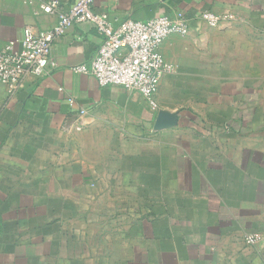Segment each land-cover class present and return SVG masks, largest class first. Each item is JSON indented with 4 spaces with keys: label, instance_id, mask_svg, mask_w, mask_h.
Masks as SVG:
<instances>
[{
    "label": "crops",
    "instance_id": "1",
    "mask_svg": "<svg viewBox=\"0 0 264 264\" xmlns=\"http://www.w3.org/2000/svg\"><path fill=\"white\" fill-rule=\"evenodd\" d=\"M77 1L0 0V47ZM95 10L114 26L183 14L189 32L161 47L155 111L74 72L102 44L89 24L55 41L44 76L14 95L0 83V264H264V0Z\"/></svg>",
    "mask_w": 264,
    "mask_h": 264
},
{
    "label": "built area",
    "instance_id": "2",
    "mask_svg": "<svg viewBox=\"0 0 264 264\" xmlns=\"http://www.w3.org/2000/svg\"><path fill=\"white\" fill-rule=\"evenodd\" d=\"M96 0H78L68 11L56 3L43 7L47 14H56L57 24L46 31L25 29L20 41L0 47V83L10 95L23 87L26 76L39 78L47 74L53 44L75 25L89 24L101 37L102 44L92 62L74 68V72L96 79L100 87L115 86L139 93L152 108L158 109L156 97L168 66L161 54L165 40L172 35H187L188 21L183 14L161 16L142 22L126 20L114 26L108 15L95 10ZM199 19L211 28L218 27L224 16L203 12ZM246 242L255 246L258 237Z\"/></svg>",
    "mask_w": 264,
    "mask_h": 264
},
{
    "label": "rangeland",
    "instance_id": "3",
    "mask_svg": "<svg viewBox=\"0 0 264 264\" xmlns=\"http://www.w3.org/2000/svg\"><path fill=\"white\" fill-rule=\"evenodd\" d=\"M140 219L139 218H136V219H134V221H133V224H138ZM118 221V220H117ZM119 221L120 222H122V223H124V219L122 218V217H120V219H119ZM118 225V222L117 223H115V225ZM251 236H253V237H258V235H247L246 236V238H245V242H246V239L248 238V237H251ZM258 240H259V237H258ZM247 243V242H246ZM258 243V242H257ZM257 243H256V245H257ZM255 245V246H256ZM255 246H252V247H255Z\"/></svg>",
    "mask_w": 264,
    "mask_h": 264
}]
</instances>
